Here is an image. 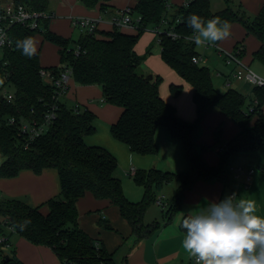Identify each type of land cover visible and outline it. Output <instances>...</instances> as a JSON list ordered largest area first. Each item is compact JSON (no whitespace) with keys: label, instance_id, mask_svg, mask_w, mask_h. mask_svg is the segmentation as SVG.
Returning a JSON list of instances; mask_svg holds the SVG:
<instances>
[{"label":"trees","instance_id":"1","mask_svg":"<svg viewBox=\"0 0 264 264\" xmlns=\"http://www.w3.org/2000/svg\"><path fill=\"white\" fill-rule=\"evenodd\" d=\"M13 1L54 17L49 8L50 0ZM78 1L87 9L98 6L101 12H105L111 7L112 0ZM136 1L131 14H136L139 21L133 34L114 27L109 32H79L76 38H64L49 30L51 18H48L41 22V31L13 26L10 30L11 47L4 49L0 60V78L5 77L3 84H10L14 89L13 101L8 102L2 95L4 85L0 87V178H14L22 170L39 174L45 168H54L60 182V193L46 202V213L42 212V206L34 207L15 198H1L0 219L8 222L17 236L34 245L50 248L61 264H115L113 253L107 250L102 240L91 237L78 225L77 202L86 193H91L97 199H107L117 207L129 224L132 236L139 241L152 237L161 228L159 221L145 224L144 214L150 205L156 203L164 185L175 178L180 181L172 203L162 212L167 224L181 205L183 193L195 181L217 180L227 184L228 174L224 165L230 155L264 150V88L252 89L249 103L257 98L259 105L253 113L247 112L246 97L241 92L234 88L219 92L212 83L208 68L192 62V57L199 54L195 51V43L187 39L194 34L187 25V18L192 14L200 16L205 22L219 17L231 25L239 23L246 35L255 37L260 44L252 60L264 65V5L250 18L237 0H223L227 7L218 11L213 10L210 0H186L181 5L173 6L167 0ZM170 8L174 10L168 16ZM163 19L167 21L164 29L172 27L181 38L172 40L165 32L160 36L161 59L190 85L196 115L193 122L183 119L175 106L162 98L159 90L162 80L159 76L148 80L146 75L136 71L146 59V56L138 55L137 41L148 26L158 28ZM36 34L57 47L58 65L42 67L39 50L29 58L22 54V49L17 48V41L28 37L35 40ZM239 46L243 47L241 42L235 44L233 50ZM66 67L70 69L76 84L100 87L101 101L122 109L116 122L110 126L115 141L126 145L131 153L155 155L156 129L165 127L170 137L182 142L189 170L178 174L157 168L136 170L134 182L143 188L144 193L137 203L127 199L121 180L115 175L116 158L103 147L85 143L84 138L96 131V116L87 109L75 112L73 105L67 106L63 100L55 101L52 97L54 88L45 84L39 73L41 69H46L57 75ZM181 89V86H171L175 95ZM53 107L55 118L45 133L29 142L19 132L21 121L41 122ZM212 111H218L230 119L238 131L225 144L220 143L223 136V123H220L214 130V144L208 146L201 143L197 146L200 123ZM11 118H14L13 124L9 123ZM221 145L225 146V150H218V165H209L204 153ZM28 221L22 230L20 225ZM98 226L113 230L102 216ZM2 234L11 235L0 226ZM7 241L0 247H8ZM0 264L24 263L11 248Z\"/></svg>","mask_w":264,"mask_h":264},{"label":"crops","instance_id":"2","mask_svg":"<svg viewBox=\"0 0 264 264\" xmlns=\"http://www.w3.org/2000/svg\"><path fill=\"white\" fill-rule=\"evenodd\" d=\"M185 1L186 0H167V3L173 6L181 5ZM238 1L246 11L251 13L252 17H254L264 5V0ZM59 2L61 6L66 9V12L65 14L59 15L57 12H59L61 8H58V11L55 10L58 6L55 7V9H50V12L54 17L51 18V21L49 23V30L64 38H76L79 34L76 35L74 34V32H79V30L72 27V18L87 17L91 19H100L98 24V32H109L114 28L110 23L112 17L117 16V14L127 6L132 8L137 1L128 0L123 6H121V8L114 3L115 0H112L111 7L108 8L105 12H101L98 6L93 9H87L78 0H67V4L69 7L64 5V3H66V0L65 2H62L61 0ZM173 10L174 9L172 8L168 10V16L173 13ZM120 29L121 31L128 34H133L136 32V29L134 27H123ZM236 33L237 34L231 38V44L234 47L235 44L241 42L243 45L244 54L245 38L243 36L245 35L247 37L250 35H246L244 28L243 32L238 33L236 31ZM154 35L156 38L157 34L154 33ZM39 37L40 42L36 43V50H39L40 52L44 41L41 36ZM255 40L256 44L252 49V53H254L260 45L256 38ZM48 44L51 45V43L49 42ZM54 47L56 48V50H58L56 46ZM42 57L43 58L41 60L40 55V64L42 65V67L55 66L59 63L58 62L57 64H55L56 61L53 58L47 56L46 53H43ZM57 57H59L58 53ZM176 82L179 83V80H177ZM180 82L185 83L182 79L180 80ZM236 82L237 84L242 83L238 81ZM188 86L190 87V85ZM71 87L72 86L70 85L66 96H64L61 100H63L65 103H71V106L75 103H78L83 108L91 111L95 116H97V114H100V116H106L107 114H109L111 119L108 122L110 125L116 122L122 112L121 108H118L117 110L113 109L111 111L109 108H104L99 111L98 105L95 104V100L102 99V92L100 87L96 85H78L74 86L72 89ZM262 111L264 112V104L262 106ZM179 115L184 119L181 114ZM210 115H212V118L215 120L214 123L216 124V127L220 123H223L220 122L221 117L224 116L222 113L218 111H212L205 117H208ZM237 131L238 129H235L233 135L230 138L234 137ZM201 136L196 140L197 146H199L201 143H204L208 146H212L214 144L213 139H210L206 142L202 139ZM93 143L94 142L91 141L87 145H92ZM263 152L260 151L257 153H249V158L251 160H256V166L255 168H249L253 169L254 173L249 187L247 188L243 186V188H246L248 190L242 196L243 200H251L255 203L256 214L261 216H264ZM203 156L209 165H218L219 157L215 156V154L212 153V149L207 150ZM131 169H133L134 172L136 171L134 167H131L130 171ZM179 184L180 181L178 179L175 185L176 189ZM225 186L226 184L217 180L195 181L192 187L190 189H187L183 193V200L181 202V205L175 212H173L170 222L165 224L163 218L160 219L159 222L162 223L161 228L154 235H152V237L147 239L136 241L131 234V228L129 224L122 218L117 207L111 205L107 199L95 198L91 193H86L77 202V211L79 215L78 225L91 237L102 240L107 250L113 253L115 264H194V261L191 262V255L182 246V240L185 236L186 230L182 229L180 225L182 224V220L185 217L198 214L210 203H219L220 201L224 200L226 196L224 194ZM164 189L166 188H164L163 186L161 191H163ZM176 189L174 191V194L176 192ZM59 193L60 182L57 170L54 168H45L39 174H35L31 170H22L14 178H0V199L15 198L23 200L34 207L42 206L41 210L43 213H46L48 211L46 202L51 198L56 197ZM174 194L172 195V198H170L171 201L170 199H168L169 202L163 204V207H167V205H170L172 203ZM138 198H140V195L138 196ZM127 199H129V197H127ZM129 200L135 203L140 201V199ZM154 204L148 207L144 214V219L147 215V211ZM162 215L163 213L161 214V217ZM101 216L105 220H108V223L113 228V230L103 229L98 226V220ZM7 240V243L10 246L8 247L15 250L16 257L24 264H61L57 256L52 252L50 248L46 246L34 245L14 233L7 236Z\"/></svg>","mask_w":264,"mask_h":264},{"label":"rangeland","instance_id":"3","mask_svg":"<svg viewBox=\"0 0 264 264\" xmlns=\"http://www.w3.org/2000/svg\"><path fill=\"white\" fill-rule=\"evenodd\" d=\"M50 9H55L58 11V8H61L59 15L65 14L66 9L63 8L60 4V0H50ZM62 2L65 0H61ZM128 0H115V4L118 7L123 6ZM238 1V0H237ZM236 1V2H237ZM212 8L214 11L222 10L227 7L223 0H212ZM219 3V4H218ZM80 4V3H79ZM65 6H68L67 0L64 3ZM69 7V6H68ZM122 8V7H121ZM247 15L252 18L251 13L246 11ZM133 20H137L136 14H131ZM152 26H148L143 33L141 34L139 40L136 44V51L139 56H146L145 62L143 65L137 68V73L146 75L159 76L161 78V83L159 86L160 94L163 99L171 102L173 106H175L177 112L181 114L187 122H193L195 120V107L192 98V90L187 85V83L180 82L181 78L177 75V73L164 61L161 59L160 55V45L158 41V37L152 32ZM243 32V27L239 23H233L231 27V36L223 41H218L213 44V46H197L195 44V51L202 56V60L199 62L200 66L208 68L211 73V79L214 87L219 92H224L227 88H235L241 94L246 97V105L245 109L248 110L249 107V96L250 94L253 95L252 89L254 88L252 84L242 82L237 84L236 80L232 78V71H233V64L226 65L225 64V57L224 52L219 54L217 48L214 47L216 44L221 50L228 52L233 50L232 37H234L237 33ZM79 32H74V34L78 35ZM244 35V34H243ZM244 39V48L245 52L242 54V59L246 64H249L252 71L259 74L260 76H264V65L259 63L253 59L252 49L255 47L256 40L252 36H243ZM39 35H35V42H40ZM211 44V43H209ZM243 52V51H242ZM43 53H46L47 56L53 58L57 64L59 62V57H57V50L51 44L49 45L48 42L44 41L42 44V48L40 51L41 60ZM245 57V58H244ZM230 78L232 85L230 87L226 86L227 78ZM179 80V83L176 81ZM3 78H0V87L3 86L2 92H13V86L10 84H3ZM72 86H78L73 80L70 82ZM181 86V92L175 95L171 91V86ZM81 86V85H80ZM99 98V97H97ZM71 103L67 102V106ZM95 104L98 105L99 111L104 108H109L111 110H117L119 107L107 104L102 102L100 99L95 100ZM71 106V105H70ZM110 115L107 114L106 116H100L97 114L94 121V126L96 131L93 135L87 136L84 138L85 143H90L93 141L94 143L89 146H100L107 149L117 160V169L115 171V175L121 180L122 188L124 195L129 197V199H140L143 196L144 190L142 187L138 186L133 179V174H130V168L134 167L136 170L145 169L149 170L151 168H158L162 171L172 172V173H182L187 172L189 170V165L187 160L185 159L182 142L170 137L167 128L165 127H158L155 132V142L157 145V152L155 155H138L131 153L129 148L118 142L115 141L110 132ZM215 120L212 118V115L208 117H204L200 123V128L198 132V137H202L204 141H208L210 139L214 140V129H215ZM223 122L222 129H223V136L220 143L225 144L229 141L231 136L233 135L235 129H237L236 125L229 120L226 116L221 117V121ZM263 152V151H262ZM212 153L215 156H218V147L212 148ZM261 154V153H260ZM264 156V152L262 153ZM2 158H0V163ZM156 161V162H155ZM157 165H156V164ZM242 167L244 170L248 171L249 168H255L256 160L249 158V152H241V153H234L230 155L224 165L225 170L228 174V183L225 186L224 194L227 195L231 189V186L234 184L236 188L238 180H235L234 173L232 172L231 168ZM178 178H175L171 183L164 185L163 191L158 193V199H161V204H154L150 207L147 211V215L144 219V223L148 224L152 221H160L162 219L161 214L164 212L167 207H163V204L166 202L168 203V199L172 198L174 191L176 189V181ZM244 184L239 183L237 187L238 192V200L242 199L243 194L248 190L243 188ZM140 195V198L138 196ZM137 197V198H136ZM137 201V200H136ZM171 201V199H170ZM10 253V248L7 246L0 247V261L3 259V256L8 255ZM191 262L194 261V258L191 256ZM195 264V262H194Z\"/></svg>","mask_w":264,"mask_h":264},{"label":"clouds","instance_id":"4","mask_svg":"<svg viewBox=\"0 0 264 264\" xmlns=\"http://www.w3.org/2000/svg\"><path fill=\"white\" fill-rule=\"evenodd\" d=\"M187 25L193 29L197 46L231 36L232 25L219 17L205 22L192 14ZM17 48L29 58L36 54V42L31 37L17 41ZM29 222L20 225L21 229ZM180 226L186 230L182 246L196 264H264V216L256 214L251 200L235 202L228 197L210 203L198 214L185 217Z\"/></svg>","mask_w":264,"mask_h":264},{"label":"built area","instance_id":"5","mask_svg":"<svg viewBox=\"0 0 264 264\" xmlns=\"http://www.w3.org/2000/svg\"><path fill=\"white\" fill-rule=\"evenodd\" d=\"M186 2V1H185ZM133 7H125L122 9L117 16L112 17L110 23L113 27L123 28V27H134L136 28V24L139 21L133 20L131 17ZM51 18L50 14L42 12V11H33L25 7L21 4H16L13 0H0V60L2 59V53L5 48L11 47L12 41L10 37V30L13 26L19 25L21 27L27 28L29 30H39L41 31V22L44 20ZM100 19H91L87 17H76L72 18L71 24L73 28L79 30V32H86L88 34H93L98 31V24ZM162 25L158 28H154L153 32L157 34L158 41L162 34L169 36L172 40H177L181 38V35L176 33L173 28L171 27L169 30L164 29L165 25L167 24L166 19H163ZM163 28V29H161ZM189 41H194V34L187 38ZM209 46H213V44H207L206 48ZM215 48L218 49L219 54L224 52L225 57V64L230 65L233 64V71H232V78L238 82H246L252 84L255 88H264V76H260L259 74L255 73L251 70L249 64H246L242 57L241 53L243 51V47L239 46L237 49L225 52L221 50L216 44L214 45ZM77 49V45L76 48ZM202 60V56H193L192 62L194 64H199ZM40 76L45 84L51 85L54 88V93L52 97L55 101L61 100L64 96H66L70 82L72 80V73L69 68H65L60 70V72L56 75L53 74L52 71L41 69L39 71ZM5 81V77L3 78ZM232 82L230 78H227L226 86L230 87ZM3 97L8 101H13L12 92H2ZM259 105V100L257 98H253L249 104L247 112L253 113L257 106ZM75 112H80L81 110H86L80 104L75 103L72 106ZM54 107L52 111L46 113L43 118V121L36 122V121H21L19 125L20 133L29 141H33L34 139L41 136L47 130L49 124L55 118ZM10 124L14 123V118L9 120ZM220 152L225 150V146L221 145L218 147ZM264 151V150H263ZM232 172L234 173L235 180H238L237 187L239 183H243L245 187H249L252 176L254 173L253 169H249L248 171L244 170L242 167L231 168ZM131 174L135 173L133 169L130 171ZM234 184L225 198L231 197L235 202H238V192L237 187ZM224 198V199H225ZM156 204H161V199L157 198ZM0 226H3L6 229L7 233H14V228L9 225L8 222L0 219ZM7 236L5 234L0 235V244L6 243ZM194 262L196 263L195 259Z\"/></svg>","mask_w":264,"mask_h":264},{"label":"water","instance_id":"6","mask_svg":"<svg viewBox=\"0 0 264 264\" xmlns=\"http://www.w3.org/2000/svg\"><path fill=\"white\" fill-rule=\"evenodd\" d=\"M152 77H153L152 75H148V76H147V79H148V80H151ZM6 261H7V259L4 260V262H6Z\"/></svg>","mask_w":264,"mask_h":264}]
</instances>
